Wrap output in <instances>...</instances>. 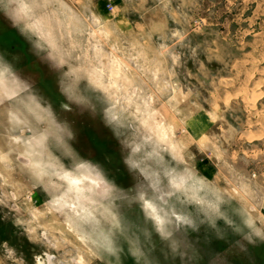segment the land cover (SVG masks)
I'll list each match as a JSON object with an SVG mask.
<instances>
[{
	"label": "rangeland",
	"instance_id": "obj_1",
	"mask_svg": "<svg viewBox=\"0 0 264 264\" xmlns=\"http://www.w3.org/2000/svg\"><path fill=\"white\" fill-rule=\"evenodd\" d=\"M0 79V264H264V0H0Z\"/></svg>",
	"mask_w": 264,
	"mask_h": 264
},
{
	"label": "bare ground",
	"instance_id": "obj_2",
	"mask_svg": "<svg viewBox=\"0 0 264 264\" xmlns=\"http://www.w3.org/2000/svg\"><path fill=\"white\" fill-rule=\"evenodd\" d=\"M68 13H69V17H70L69 20H68V23L70 22L72 26H77L79 23H78V21L76 19V16L74 15V12L69 11ZM40 22L42 23L43 21L40 20ZM38 25H40V24H38ZM41 25H43V24H41ZM93 73L95 74L94 71H93ZM98 82H101V81L98 80ZM102 82H104V81H102ZM131 92H132L133 95L136 94L135 89H133V88H132ZM131 97H129V98H131ZM148 110H149V108H148ZM22 114H24V113H22ZM14 115H17V113H15ZM151 116H153V115L151 114ZM18 119H20V118H18ZM143 122L145 123V121H143ZM157 125H156L157 127L155 129V132L158 133V136L161 139L166 140L168 142V138L169 137L167 138V136H165V133L167 134V132H165L164 128L160 127L159 124H157ZM151 126H153V125H151ZM151 126H149V127H151ZM16 138H18V137H15V139ZM39 140L36 137V135H34L31 139L28 140L29 141L28 148H29V146L31 148H33V147L35 148L36 147L35 150L40 152L41 151V149H40L41 147L37 148V146L40 144ZM170 144H171V146H173L174 142L171 140ZM0 158L3 161H5L2 155H0ZM44 158L43 157H37V155H35L34 151L28 150V149L27 150L25 149L23 152L18 154V160L21 163H23L26 166H28L29 168L33 169L35 171V173H36L38 178L42 179V176L43 175L46 176V174H47V178H46L47 182L48 183L52 182L55 186L56 185L59 186L62 182H59L58 180L53 179L54 177H52V175H51L52 173L49 174V172H47L48 170L46 168V166L48 167V165H50V166L53 165L54 166L55 162L54 161H50L49 159L46 158V160L48 161L47 162ZM54 168L55 169L52 170L53 173L58 178H60L61 181L64 180L66 182L67 189L62 191L63 192L62 194H59L60 191L58 192V190L60 188H58L56 186L55 190H56L57 197L53 198L51 201H52L53 205H55V208H59V209L63 210V212L65 213V215L67 217V222H68L69 226L74 227V229L77 232V235L80 236V239H82L83 241L86 242V236L77 227V225H78L77 222L79 220H81L82 217H87V215L93 211L88 206H90V207L94 206L92 201L94 199H96L95 194L103 192L104 189H105L106 183L102 179L101 176H99L97 174H94V173H91L90 171H86V170H82L81 169L79 172L74 173V172L63 170L60 167H58V168L54 167ZM65 205H67L68 207H66ZM94 210H96L98 212L102 211V209L99 206H95ZM78 257H80V255ZM41 259H43V258H41ZM81 263H82V260L77 258V260H75L72 264H81ZM38 264H55V262H53L52 256L50 254V255H47V258L45 260H39Z\"/></svg>",
	"mask_w": 264,
	"mask_h": 264
}]
</instances>
